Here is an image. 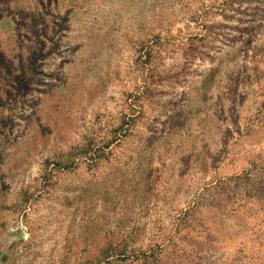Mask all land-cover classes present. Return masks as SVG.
Listing matches in <instances>:
<instances>
[{
  "label": "rangeland",
  "instance_id": "obj_1",
  "mask_svg": "<svg viewBox=\"0 0 264 264\" xmlns=\"http://www.w3.org/2000/svg\"><path fill=\"white\" fill-rule=\"evenodd\" d=\"M0 264H264V0H0Z\"/></svg>",
  "mask_w": 264,
  "mask_h": 264
}]
</instances>
